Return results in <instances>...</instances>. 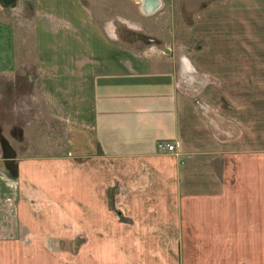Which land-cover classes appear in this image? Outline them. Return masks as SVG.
<instances>
[{
  "label": "rangeland",
  "instance_id": "rangeland-1",
  "mask_svg": "<svg viewBox=\"0 0 264 264\" xmlns=\"http://www.w3.org/2000/svg\"><path fill=\"white\" fill-rule=\"evenodd\" d=\"M146 2L144 9L143 0H81L82 5L53 0L40 7L34 0H0V45L5 52L11 46V30L14 55L13 63L0 69V264H128L124 253L132 247L126 249L119 232L135 223L123 218V211L135 207H125L130 191L121 179L108 192L114 237L105 240L91 238L76 222L82 214L91 220L98 209L92 200L84 196L87 205L79 213L76 197L67 196L71 190L58 188L72 185L73 176L54 182L57 187L48 194L40 180L34 190L29 182L18 185L19 174L12 176L19 172L12 144L21 156L48 152L40 145L29 152L24 132L36 129L27 126L38 125L43 140L48 138L43 125L60 128L49 119L39 72L59 69L55 57L66 61L60 68L73 67L70 56L91 53L90 45L99 39L89 19L116 51L121 45L140 52L159 46L191 63L180 79L184 153H163L177 158L178 174L164 179L169 184L158 191L134 192L145 200L158 196V220L160 215L178 218L163 223L172 236L158 234L159 264H264V0ZM47 56L52 63L44 62ZM47 177H41L44 183Z\"/></svg>",
  "mask_w": 264,
  "mask_h": 264
},
{
  "label": "crops",
  "instance_id": "crops-1",
  "mask_svg": "<svg viewBox=\"0 0 264 264\" xmlns=\"http://www.w3.org/2000/svg\"><path fill=\"white\" fill-rule=\"evenodd\" d=\"M34 1L40 7L49 5L53 0ZM71 1L81 4V0ZM143 1L147 8V0ZM49 13L56 17L59 14L54 10ZM89 22L94 25V33L99 39L98 44L90 45L93 48L91 53H74L69 61L74 66L64 65V69L60 66L66 61L55 57L60 62L59 69L50 66L49 70L39 72L44 82L43 100L49 119L60 124V128L57 126L48 130L43 125L48 136L43 140L37 137V133L41 136L38 125L27 126L36 129V133H26V129L24 132V138L30 146L29 152L36 145L48 151L39 156H21L19 149L12 144L17 151L16 159H19L18 185L21 181L28 186L29 182L35 186V190L41 182L48 194L54 186L57 187L54 182L61 184L62 179L66 182L73 176L72 185L65 186L62 183L58 188L61 191L71 190L67 196L71 199L76 197L74 205L79 210L87 205L82 202L84 196L92 200L93 207H98L91 212V220L82 214V220L76 221L80 223V230L86 228L91 238L107 240L114 237L111 233L114 232L115 220L114 210H111L114 206L111 205L113 202L108 198V192L114 186L115 179H121L123 187L133 192L131 199L130 193L128 198L133 204L129 201L125 207H135V212L123 211V218H132L135 223L130 225L128 222L129 227L124 226V232H119L125 238L126 249L132 247V250L124 253H128V264H159L158 234L162 238L172 236L163 223H176L178 218L160 215L158 220V196L145 200L142 195L137 196L134 192L138 188L148 192L158 191V188L169 184L164 179L178 174L180 167L176 164L177 158H166L169 155L158 150V142H171L178 151L184 153L179 138L184 102L180 79L186 74V64L191 68V63L188 64L186 59L184 63L178 55L167 48L160 49L159 46L140 52L127 50L121 45L116 51L112 41L99 38L105 35L104 30H100L99 25L90 19ZM63 23L68 27L69 23ZM3 25L4 22L0 21V27ZM9 32L11 46L5 52L0 45V69L3 63L12 64L14 61L13 32ZM45 58L44 62H53L51 57ZM166 160L169 162L165 163ZM45 174L48 176L46 183L41 178ZM29 177L33 178V184ZM1 194L2 191L0 211ZM63 194L67 192H61ZM16 213H19L18 205ZM120 223L123 226L126 222L123 220ZM136 236L138 242L127 241ZM134 253L139 256L137 260L134 259ZM143 254H148L147 259L141 258Z\"/></svg>",
  "mask_w": 264,
  "mask_h": 264
},
{
  "label": "built area",
  "instance_id": "built-area-1",
  "mask_svg": "<svg viewBox=\"0 0 264 264\" xmlns=\"http://www.w3.org/2000/svg\"><path fill=\"white\" fill-rule=\"evenodd\" d=\"M176 146L168 141L161 140L158 142V150L162 153H167V152H174L176 151Z\"/></svg>",
  "mask_w": 264,
  "mask_h": 264
},
{
  "label": "trees",
  "instance_id": "trees-1",
  "mask_svg": "<svg viewBox=\"0 0 264 264\" xmlns=\"http://www.w3.org/2000/svg\"><path fill=\"white\" fill-rule=\"evenodd\" d=\"M4 142V141H3ZM3 147H7V145H6V142H4V146ZM11 149H13V151H14V157H15V153H16V151H15V149L11 146ZM13 153V152H12ZM18 174H19V172H18V170H13L12 171V176H18Z\"/></svg>",
  "mask_w": 264,
  "mask_h": 264
},
{
  "label": "bare ground",
  "instance_id": "bare-ground-1",
  "mask_svg": "<svg viewBox=\"0 0 264 264\" xmlns=\"http://www.w3.org/2000/svg\"><path fill=\"white\" fill-rule=\"evenodd\" d=\"M143 7H144V9H145L146 6L144 5Z\"/></svg>",
  "mask_w": 264,
  "mask_h": 264
},
{
  "label": "water",
  "instance_id": "water-1",
  "mask_svg": "<svg viewBox=\"0 0 264 264\" xmlns=\"http://www.w3.org/2000/svg\"><path fill=\"white\" fill-rule=\"evenodd\" d=\"M186 59V58H185Z\"/></svg>",
  "mask_w": 264,
  "mask_h": 264
}]
</instances>
